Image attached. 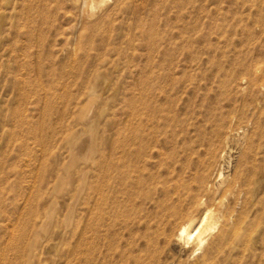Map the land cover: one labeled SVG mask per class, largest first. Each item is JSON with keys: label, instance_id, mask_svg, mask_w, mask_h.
Instances as JSON below:
<instances>
[{"label": "rangeland", "instance_id": "374dc122", "mask_svg": "<svg viewBox=\"0 0 264 264\" xmlns=\"http://www.w3.org/2000/svg\"><path fill=\"white\" fill-rule=\"evenodd\" d=\"M147 65L182 97L180 106L192 103V125L220 147L211 150H226L215 138L233 133L230 162L241 160L250 180L248 194L222 196L233 215H246L240 233L220 242L211 236L192 256L174 240L176 221L163 229L150 221L166 159L185 157L184 142L197 135L189 120L185 134L172 123L148 146L143 156L154 161L146 160L144 185L129 199L115 183L106 188L119 196L107 193L122 216L118 206L106 211L107 200L112 217L98 222V237L85 202L83 166L130 157V95ZM182 110L175 111L181 120ZM263 155L264 0H0V264H264Z\"/></svg>", "mask_w": 264, "mask_h": 264}, {"label": "bare ground", "instance_id": "6f19581e", "mask_svg": "<svg viewBox=\"0 0 264 264\" xmlns=\"http://www.w3.org/2000/svg\"><path fill=\"white\" fill-rule=\"evenodd\" d=\"M151 66L147 67V69L145 70V73L143 71V74L142 75L140 74L141 76L139 77V82L137 80H136L137 82L134 81L138 84L134 83L132 86V91H131V95H130V108L128 110L129 114H130V121H128L129 123H128V128H127V132H128L127 137H128V142H129V145L128 144L127 145L130 147V149H128L130 151L127 150V152H129V154H127V155H129L130 157H114V161L112 163H107L106 157H98L97 159L92 160V163L90 162L91 164H85L83 166V169H82V185H83V189L85 191L84 197L86 196L85 202H86V204L88 203V206H89V202L91 204V211H92V222H91V224H92L93 234H94V232L97 233L96 236L100 235L97 232L100 229L99 228L97 230L98 222L100 220H104V218H106V216L104 214L106 213V211L108 209H111L113 207V209L115 210V208L117 209V206L119 204V200L114 201L115 202L114 203L113 200H111L112 196H110V198H109L108 195H111L112 193L109 194L108 192H106L107 191L106 188L109 189L111 187L116 186V188H114V189H115V191L118 189V191H119L118 194L120 193V191H121V193L123 192V195H120L121 194L120 193L119 196H124V194H125L127 199H129L130 198L129 196H131V193L133 192L132 191L133 188L135 186H138V184L140 185V183H139L141 181L140 176H142L144 170H146V167H145L146 166V164H145L146 160H148V162L150 160V158L148 159L147 156L146 157L143 156L145 153H147L145 151L148 148V146L153 141H158L157 137L159 134H161V136H162V134L164 133L163 131H165V134H166V128L165 127H167V128H168V126L171 127V125H173L172 123H175L178 126L177 129L179 128L178 129L179 131L176 129V126H175V131L177 130L179 134H181V132L183 134H185V130H187V127H185V125H184L185 119H186V122L189 120V122H187L188 123L187 126H193L192 125L193 123L191 122V120H192L191 118H192L193 114H191L192 111H190V109H193L191 107L192 103L190 104L188 102V104L183 105V107L180 106L181 103L179 104L178 100L179 99L181 100L182 97L180 95H178L177 92H174L172 94L170 89H168V88L166 89V88L160 86V82L158 80H159V78H161L162 74L155 71ZM144 69H142V70H144ZM133 75H134V73H133ZM137 75H139V74H137ZM135 76H136V74H135ZM131 83H132V81H131ZM180 108H185L186 110H184V111H186V112L190 111L188 114L189 116L186 114V112L184 113V117H186V118H184L183 120H181L183 118L182 116H179V118H178V116L175 113V111H178ZM184 111L182 110V113ZM240 111H242V110H240ZM197 112L200 113L199 111H197ZM218 112H217V118L218 117L220 118L221 113L218 114ZM182 113H180V115ZM223 113L226 114V112H223ZM185 114L188 117L185 116ZM229 114L232 115V114H234V112L229 113ZM195 115H197V114H195ZM200 115H201V113H200ZM200 115H198V116H200ZM180 117H181V119H180ZM235 117L236 116L234 115V118ZM221 119H223V118H221ZM224 120L226 121V119H224ZM237 120H238V118L236 119V121ZM221 121L223 122V120H221ZM228 122H225V123H227V125H228ZM187 123H185V124H187ZM215 123H216V121H215ZM255 123H256V121H255ZM196 124H198V123H196ZM219 125H216V126H219ZM236 125H238V124H236ZM198 126H199V124H198ZM254 126H256V125H254ZM196 127L197 126H195L194 128H196ZM200 127H201V124H200ZM200 127H197V129H196L197 135H193L195 132L191 133L194 136L193 141H191L192 138L191 139L188 138L190 140L189 143L185 144V142H186L185 141L184 142L185 145L183 144V146H182L180 144L183 147L185 157H181V156L180 157H170V159H166V161L167 160L172 161V162H170L171 163L170 165L168 163L167 164L163 163L165 158L162 161H161V159H158L160 161L159 166L161 165V163L164 164L163 165V171L161 173V178L158 177L157 175L152 174L153 176H155L156 179L158 177V181L161 184V186H160L161 189H160V197L156 196L159 198L158 200L152 199L151 197L153 195L150 196L151 202L153 203L152 200L155 201L156 205L154 203L153 204L155 205V207L158 208V211H159L158 214H157V210H156L157 208L154 209V210H156V212H154V210L152 211V213H155V214H152L151 216L154 217L157 214L156 215L157 218L156 217L155 218L149 217V218H151L150 221H152L153 219H156L160 228L162 227V226H160V224L162 225L164 222L167 224V221L170 222L169 220H171V219L176 221L175 224L173 222L169 223V224L173 223L174 226H176V230H175L176 232H175V239L174 240L180 244V246L184 249V252L187 256H192V255L196 254L197 250H200L202 247H204L205 244L207 243V240H209L208 238H210L211 236L215 237L220 242L228 236L238 235L240 233L239 230L245 224L246 215L238 214V213H237V215H233V209L231 207L232 205L231 206L229 204L226 205L223 202L222 196L224 197L225 194L232 193L233 190H235L234 191L235 193L240 194V192H243L246 195L250 192V189H251L249 178L243 174V169L241 167V164L238 165V162L241 160H239L238 162L235 161L234 165H232L233 162H230V156L228 155L229 152L227 153V151H229L228 147H230L228 145V141L230 139L229 137L233 133H231L228 130L229 132L226 133V131H225V133L222 134L224 131L222 130V132H220L221 130H219V129H222L220 127H223V126H219V129L217 128L219 130L218 131L219 134L220 133L222 134V138H220L221 136L219 137V135H218V137L215 138V141L218 138H219L218 141L222 139L219 142H223L227 146L226 150L224 148H222L217 153L216 150L214 149V148H216V145L214 147L211 144L213 142H210V139H208L210 135H208V137L204 136L205 133L202 131L204 129V127H202V130ZM214 128H215V126H214ZM231 128H233V127H231ZM231 128H229V129L231 130ZM163 129H165V130H163ZM217 129L215 128V130H213V129L212 130L216 132ZM223 129H224V127H223ZM167 131H169V130H167ZM177 131L175 133H177ZM242 131H243V129H242ZM253 131H256V130H253ZM191 132H193V131L191 130ZM215 132H214V134H215ZM172 133H173V131H172ZM188 134L189 133L186 134L187 137L188 136L190 137V135H188ZM207 134H209V133H207ZM214 134L212 135V138L214 137ZM177 136L179 137V135H177ZM193 136H191V137H193ZM158 138H160V137H158ZM181 140H183V139H180V142H181ZM247 140H249V138ZM259 142H260V140H259ZM243 143H244V141H243ZM249 143L250 142L247 143L248 147H250ZM154 144L156 145V142H154ZM247 144L245 142L244 145H247ZM211 145L214 147V148L212 147V150L214 149L215 152L210 149ZM181 146H180V148L182 149ZM196 147H200V148L202 147L201 148L202 152H200L199 149H196ZM244 147L246 148V146H244ZM218 148H220V147H218ZM218 148H216V149L218 150ZM232 149H233V147H232ZM246 149H244L245 152H246ZM245 152L242 153V154H244L243 156H245ZM250 153L254 154L253 152H251V149H250ZM250 153H249V156H251ZM192 154H197V155H196V157H195V155H194V157H192L193 156ZM149 155H151V150L149 152ZM180 155H182V153ZM190 155H192V156H190ZM243 156H241V158H245ZM263 157H264V155H263ZM171 158H172V160H171ZM250 158H253V157L251 156ZM243 160H245V159H243ZM150 161H154V160L152 159ZM157 162L156 163L154 162L153 165L157 164ZM241 162H239V163H241ZM246 163H244V164L246 165ZM222 164H226V166H225L226 168L231 167L230 173H227V171H228L227 170L226 171L227 174L224 175L223 172H225V170H224V167L222 166ZM91 166H93L92 170H91ZM154 167H156V166H154ZM157 168H160V167L157 166L156 170H157ZM249 168H253V166H251ZM90 170L92 172L93 178H92L91 182H88L87 181V174ZM150 170H151V167H150ZM156 170H155V173L157 172ZM145 173H146V171H145ZM248 173H249V171H248ZM158 174H159V172H158ZM149 175H148V177H150ZM153 176H151L150 179ZM150 179H148V180H150ZM142 180H146V179H143V177H142ZM153 180L154 179H152V181ZM114 183L116 185L112 186V184H114ZM142 183H143V181H142ZM142 183H141V185L143 186L144 184H142ZM144 183H145V181H144ZM146 184H147V182H146ZM148 184H147V186H148ZM141 185H140V187H142ZM108 186H111V187H108ZM117 186H118V188H117ZM139 188H137V189L142 190V188L141 189H139ZM154 190L156 192V189H154ZM107 193H108V195H107ZM153 194H154V191H153ZM136 195H138V194H136ZM113 196H115V193ZM119 196L117 197V195H116L115 196L116 199L119 198ZM112 199H114V197H112ZM121 199H122V201H125L126 198L123 200V197H121ZM107 200H110L111 203L113 202V204H112L113 206H111V207L108 206L110 208H106V211H105L104 207H106V205H107V202H106ZM127 201L130 202L129 200H127ZM234 201H236V199ZM116 202H118V204L114 208V204H116ZM151 202H149V203H151ZM120 203H121V201H120ZM123 203L120 204L122 207L125 204V203L124 204ZM245 203L246 202H244V204ZM212 205H215V209H212ZM119 207L120 206H118V208ZM242 207H244V206H242ZM122 209H120V211H118V209L116 210L119 213V218L122 216V215H120ZM239 209H238V211L242 213V211H243V209H245V207L242 209V211ZM88 210L90 211V209H88ZM108 211H110V210H108ZM83 213H85V211H83ZM108 214H110V213H108ZM115 214L117 215V212ZM115 214H114V216H115ZM110 215H109V217H110ZM84 216H86V215H84ZM111 217H112V215H111ZM115 217L118 218V215ZM115 219L116 218H114V221H117ZM141 219H142V217H141ZM146 220H147V217H146ZM156 220H154V224H155ZM108 221H110V219ZM139 221L140 220H138L137 223H139ZM105 222H107V219ZM108 223H110V222H108ZM112 223H114L113 220L110 224L114 226L115 224H112ZM137 223H135V225H137ZM147 223L149 224V222H146L144 224L145 227H147V225H148ZM157 223H156V227H157ZM104 225L105 224H103L102 227ZM109 225H108V228L111 227ZM105 227H107V225H105ZM147 228H149V227H147ZM160 228H158V229L160 230ZM102 229L104 230V228H102ZM158 229H157V232H158ZM161 229H163V227ZM173 229H175V228H173ZM105 231H107V230H104V232ZM161 232H163V230ZM161 232H158V233L161 235ZM173 232H174V230H173ZM163 233H162V237L165 236V235L163 236ZM165 234H166V232H165ZM82 239H84V237ZM86 239H87V241H86V244H87L88 238H86ZM93 242H94V240H93ZM110 244L111 243H109V246H110ZM89 245H94V243L92 244L90 242ZM111 246H114V245H111ZM216 247H219V246L216 245ZM84 248H85V246H84ZM86 248H87V246H86ZM88 248H87V250H88Z\"/></svg>", "mask_w": 264, "mask_h": 264}]
</instances>
